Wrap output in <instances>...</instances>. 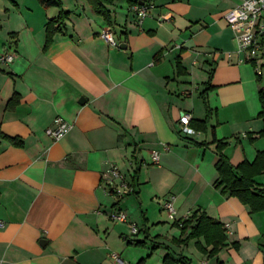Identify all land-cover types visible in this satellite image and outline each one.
Returning <instances> with one entry per match:
<instances>
[{
    "label": "crops",
    "instance_id": "obj_1",
    "mask_svg": "<svg viewBox=\"0 0 264 264\" xmlns=\"http://www.w3.org/2000/svg\"><path fill=\"white\" fill-rule=\"evenodd\" d=\"M29 1H6L0 15V54L13 42L17 51L0 62V128L23 141L0 144V264H165L168 254L264 264V210L216 187L215 140L234 166L264 150L262 76L253 62L227 58L237 43L225 14L243 0H115L110 22L88 0H61L69 16L46 49L60 9ZM135 1L155 4L142 22ZM107 27L118 47L99 36ZM183 112L191 123L207 119V130L182 133ZM58 116L73 127L54 140L46 129ZM111 165L135 184L119 202L105 184ZM254 179L264 189V172ZM172 197L174 219L162 209ZM117 209L127 222L111 219ZM196 210L226 229L214 256L204 237L177 242L186 234L175 223Z\"/></svg>",
    "mask_w": 264,
    "mask_h": 264
},
{
    "label": "trees",
    "instance_id": "obj_2",
    "mask_svg": "<svg viewBox=\"0 0 264 264\" xmlns=\"http://www.w3.org/2000/svg\"><path fill=\"white\" fill-rule=\"evenodd\" d=\"M43 8L58 7L60 13L58 17L50 19L46 24V45L45 49L53 42L54 36L62 31L63 22L68 18L69 12L63 9L61 0H37ZM92 6L94 12L102 16L108 22L111 21V14L107 4L113 3L115 0H88ZM139 3V1L130 2L131 5ZM1 24V20H0ZM209 88V87H208ZM207 88V89H208ZM206 89V90H207ZM205 90V91H206ZM204 91V92H205ZM260 100L262 104V111L259 116L264 120V88L260 90ZM204 101L207 105L206 97L204 95ZM18 103V94L14 93L9 101L10 107H13ZM209 110V107H208ZM197 130L205 131L208 128V120H196L191 123ZM259 135L264 137V127L259 132ZM2 140H9L16 145H23V141L16 137L4 133L0 128V144ZM217 142V150L219 153V159L216 163V169L219 174V178L216 182V187L221 189L222 193L229 194L231 196L238 197L242 203L248 205L252 212H259L264 210V189L258 187L255 181V176L264 172V150L260 151L256 158L249 162L247 160L241 162L237 166H234L228 156L223 153L226 147V142L221 140H215ZM203 145V143H197ZM182 232V235L186 234V238L177 239L178 243L187 244L189 240L194 238L204 237L206 244L212 246V249L208 251L209 255H216L220 249L225 245L226 241V229L224 224L200 210L194 211L189 217L183 221L175 223ZM137 242L136 244H139ZM198 248L202 251H206L199 242ZM165 264H192L191 259L186 256H180L175 258L173 255L168 254L164 259Z\"/></svg>",
    "mask_w": 264,
    "mask_h": 264
},
{
    "label": "built area",
    "instance_id": "obj_3",
    "mask_svg": "<svg viewBox=\"0 0 264 264\" xmlns=\"http://www.w3.org/2000/svg\"><path fill=\"white\" fill-rule=\"evenodd\" d=\"M154 7L155 4L148 1L134 3L130 6V9L136 15L139 22H142L146 17L151 15ZM225 20L234 30L237 43L236 51L228 52L227 58L231 60L234 55H237L239 63L253 62L256 73L262 76L264 72V0H243L242 3L225 14ZM99 36L109 46H119V39L113 27L101 30ZM16 55L17 51L13 42L8 52L0 54V62L10 63L15 59ZM191 121V115L183 112L179 118L180 131L186 135L200 134V131L192 126ZM72 127L73 125L70 122L58 116L53 120V124L46 129V133L52 139L59 140L69 133ZM153 161L154 163L160 161L159 152H153ZM105 184L117 202L135 191V184L129 181L127 176L115 165H111L108 169ZM162 209L168 213L171 219L175 218L176 208L173 197L162 203ZM110 216L112 220L117 222L128 221V215L122 209L115 210ZM132 232L137 233L138 228L133 226Z\"/></svg>",
    "mask_w": 264,
    "mask_h": 264
},
{
    "label": "rangeland",
    "instance_id": "obj_4",
    "mask_svg": "<svg viewBox=\"0 0 264 264\" xmlns=\"http://www.w3.org/2000/svg\"><path fill=\"white\" fill-rule=\"evenodd\" d=\"M6 1H10V0H0V15H4L5 14V6H6ZM28 7H30L31 9L34 10V7H36V5H40V3L37 0H30L29 3H26ZM16 6V5H15ZM41 6V5H40ZM42 7V6H41ZM34 14L36 15V12H34ZM264 71V69H263ZM254 72L256 73V69L254 68ZM258 75V74H257ZM260 84H262V86L264 87V72L262 74V80L259 81ZM154 261L158 262L160 261V258L158 256H154Z\"/></svg>",
    "mask_w": 264,
    "mask_h": 264
},
{
    "label": "water",
    "instance_id": "obj_5",
    "mask_svg": "<svg viewBox=\"0 0 264 264\" xmlns=\"http://www.w3.org/2000/svg\"><path fill=\"white\" fill-rule=\"evenodd\" d=\"M120 47H122V48H126V45L122 44V45H120Z\"/></svg>",
    "mask_w": 264,
    "mask_h": 264
}]
</instances>
